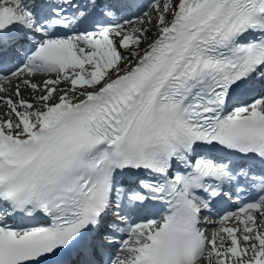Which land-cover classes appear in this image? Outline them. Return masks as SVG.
Returning <instances> with one entry per match:
<instances>
[{"label":"snow or ice","instance_id":"obj_1","mask_svg":"<svg viewBox=\"0 0 264 264\" xmlns=\"http://www.w3.org/2000/svg\"><path fill=\"white\" fill-rule=\"evenodd\" d=\"M0 264H264V0H0Z\"/></svg>","mask_w":264,"mask_h":264}]
</instances>
